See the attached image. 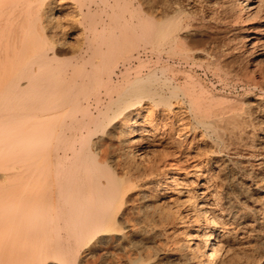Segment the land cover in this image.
<instances>
[{
    "label": "bare ground",
    "instance_id": "1",
    "mask_svg": "<svg viewBox=\"0 0 264 264\" xmlns=\"http://www.w3.org/2000/svg\"><path fill=\"white\" fill-rule=\"evenodd\" d=\"M0 264H264V0H0Z\"/></svg>",
    "mask_w": 264,
    "mask_h": 264
},
{
    "label": "rangeland",
    "instance_id": "2",
    "mask_svg": "<svg viewBox=\"0 0 264 264\" xmlns=\"http://www.w3.org/2000/svg\"><path fill=\"white\" fill-rule=\"evenodd\" d=\"M194 40L195 41L193 43H195L196 45H198V47L199 46L200 47L201 46L204 47V46H206L205 44L209 43V40L208 39H202V40H200L199 38L196 37V38H194ZM207 40H208V42H207ZM143 58L146 59L147 58V55H143ZM245 62H246V59L244 58L242 60V58H241L240 60H237L236 62H232V65L234 67H236V69L237 68L240 69V66L241 67L244 66ZM197 72L200 75V77H202L204 79L205 83H207L208 86L214 85L216 87L217 91H220L223 94L234 95V96H237V97H241L243 94H245L246 92H248L247 91V87L245 85H233L232 83H228V85H226L227 83L223 79L220 80L216 76H213L209 72H207V74H205L206 76H204V72L203 71L198 70ZM258 91H259V89L256 88V89H252L249 92L252 93V94H258ZM198 129L200 130L201 128H198ZM211 140L213 141L214 139L212 138Z\"/></svg>",
    "mask_w": 264,
    "mask_h": 264
}]
</instances>
